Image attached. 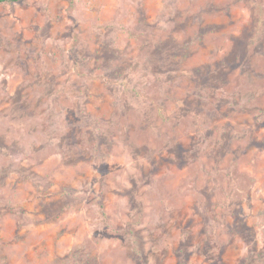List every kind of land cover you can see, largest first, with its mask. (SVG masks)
<instances>
[{
  "label": "rangeland",
  "instance_id": "obj_1",
  "mask_svg": "<svg viewBox=\"0 0 264 264\" xmlns=\"http://www.w3.org/2000/svg\"><path fill=\"white\" fill-rule=\"evenodd\" d=\"M135 245L264 264V0L0 4V264Z\"/></svg>",
  "mask_w": 264,
  "mask_h": 264
},
{
  "label": "trees",
  "instance_id": "obj_2",
  "mask_svg": "<svg viewBox=\"0 0 264 264\" xmlns=\"http://www.w3.org/2000/svg\"><path fill=\"white\" fill-rule=\"evenodd\" d=\"M23 0H0V4H3V3H8V4H11V3H18V2H21ZM125 232H128V231H124ZM128 234L130 235L131 239L133 237V234L128 232ZM126 238V237H125ZM134 253H135V259L136 261L138 262V264H144L143 261H142V257H141V252L139 251V249L137 248V245H135V248H134ZM179 261H178V264H184L185 261H184V256L182 254V252L180 251L179 252Z\"/></svg>",
  "mask_w": 264,
  "mask_h": 264
}]
</instances>
